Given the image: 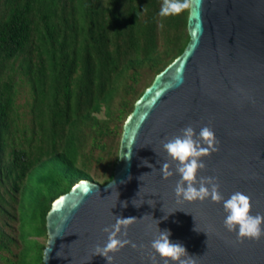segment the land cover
Segmentation results:
<instances>
[{"label": "water", "instance_id": "obj_1", "mask_svg": "<svg viewBox=\"0 0 264 264\" xmlns=\"http://www.w3.org/2000/svg\"><path fill=\"white\" fill-rule=\"evenodd\" d=\"M185 29L181 52L153 75L123 119L110 179L78 180L51 201L40 264H108L93 253L116 217L137 219L127 236L118 234L131 243L109 253L111 264H152L158 229L169 230L170 242L183 245L193 264H264V237L237 242L223 226V201L180 199L174 166L167 178L160 171L171 163L163 141L188 125L197 133L210 126L218 151L201 157L206 167L197 179L217 177L225 199L240 191L251 197V214H264V0H192Z\"/></svg>", "mask_w": 264, "mask_h": 264}, {"label": "trees", "instance_id": "obj_2", "mask_svg": "<svg viewBox=\"0 0 264 264\" xmlns=\"http://www.w3.org/2000/svg\"><path fill=\"white\" fill-rule=\"evenodd\" d=\"M162 2L0 0V264H29L20 230L27 224L29 235L45 236L44 215L56 196L81 179H110L112 171L98 178L76 162L108 142L116 151L121 127L108 121L123 115L122 123L152 79L135 88V67L148 64L153 77L183 49L187 10L161 18ZM20 85L27 89L22 103ZM100 108L102 119L93 115ZM31 240L33 264H40L43 244Z\"/></svg>", "mask_w": 264, "mask_h": 264}, {"label": "clouds", "instance_id": "obj_3", "mask_svg": "<svg viewBox=\"0 0 264 264\" xmlns=\"http://www.w3.org/2000/svg\"><path fill=\"white\" fill-rule=\"evenodd\" d=\"M191 4L192 0H163L158 15L161 18L178 16L181 12L189 9ZM218 144L219 140L210 126L202 127L198 133L191 125L181 128L180 135H175L162 142V148L171 161V163L168 161L162 163L160 167L162 176L163 178L172 176L174 166L175 173L180 177L174 188L176 197L186 201H204L208 198L214 203L223 201V210L226 213L223 220L224 228L228 232H235L236 241L239 243L245 239L259 241L261 237H264V214H251V197L240 191H235L225 199L219 191L220 184L217 177L201 176L197 179L198 170L206 167L201 157L218 151ZM144 163L147 164V161ZM152 166L148 165L150 168ZM88 191L85 189V193ZM76 206L73 205V207ZM122 206H126V204H122ZM136 219V217H116L115 224L103 228V231L108 233L107 242L103 246L96 245L93 254L106 257L108 264H111L113 257L109 253L118 252L131 243L127 239L118 238V234L127 236L128 226ZM122 228L123 232H121ZM169 236V230L158 229L157 234L150 242L151 249L159 255L163 264H169L170 261L173 264H193L192 257L187 255L183 245L178 242H170ZM132 247H136V245L132 244ZM155 254L150 257L152 264H157Z\"/></svg>", "mask_w": 264, "mask_h": 264}, {"label": "rangeland", "instance_id": "obj_4", "mask_svg": "<svg viewBox=\"0 0 264 264\" xmlns=\"http://www.w3.org/2000/svg\"><path fill=\"white\" fill-rule=\"evenodd\" d=\"M137 73L139 74L137 79H136V84H134L135 88H140L143 87L147 82L150 81V79L152 78L151 76V70L152 68L149 67L148 64H143L141 66L135 67ZM17 100L18 102L22 103L26 98H27V89H26V85H20L18 88V92H17ZM121 90L119 89L117 94H115L114 98H113V104L112 107L115 109L116 105H117V101L118 98L121 96ZM126 97V96H125ZM93 115L98 118V119H102L104 118V113H103V108H100V110L98 112L93 113ZM123 116V115H122ZM122 116H120L119 119L116 118H112L111 120H109V127L113 128L115 130H117L118 126L121 127V118ZM107 143V142H106ZM110 142L107 143V147L109 146ZM105 149L104 152H100L97 150L91 149L89 150L88 146H85V151L89 150V154H86L83 159H81L80 157H78L76 164H80V162H83L84 165L87 168V171L89 174L93 175L94 177H98L101 178L102 176L104 177L106 174H108L110 171H112L113 165L116 162V155H117V149L116 151L114 150V148L112 146H109V151L108 149ZM101 156V160L95 161L93 158L95 157V155ZM89 155V156H88ZM106 161V163H105ZM55 172H53L54 174ZM27 185V190L31 189L33 187V178H29L27 179L26 182ZM35 189H32V191H34ZM25 202L24 203H31V195H28L26 193L25 195ZM28 212H24L22 214V218L23 219H27L28 218ZM21 234H27L25 237V240L22 241V244L24 246V248L26 249H30L32 250V252L28 253L26 255L25 261L26 263L29 264H33V259H34V255H35V248L33 246V242L31 239H34L35 241L42 243L43 245L45 244V240H46V235L45 236H31L32 233L30 232V228L28 229V225L25 224L22 229L20 230ZM31 235H29V234ZM34 250V251H33ZM5 254V253H4Z\"/></svg>", "mask_w": 264, "mask_h": 264}, {"label": "snow or ice", "instance_id": "obj_5", "mask_svg": "<svg viewBox=\"0 0 264 264\" xmlns=\"http://www.w3.org/2000/svg\"><path fill=\"white\" fill-rule=\"evenodd\" d=\"M60 201H57V203H59Z\"/></svg>", "mask_w": 264, "mask_h": 264}]
</instances>
